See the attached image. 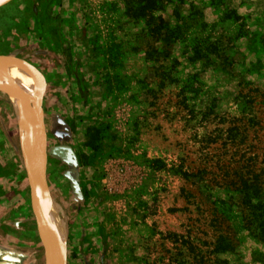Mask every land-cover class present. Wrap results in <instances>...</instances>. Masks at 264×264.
I'll use <instances>...</instances> for the list:
<instances>
[{"label": "rangeland", "instance_id": "obj_1", "mask_svg": "<svg viewBox=\"0 0 264 264\" xmlns=\"http://www.w3.org/2000/svg\"><path fill=\"white\" fill-rule=\"evenodd\" d=\"M258 28L264 0L1 6L0 59L17 67L0 69L36 89L23 101L41 111L44 160L24 144L22 99L0 89V251L47 263L40 186L60 212L65 264H264L239 191L242 176L264 178V69L244 36ZM218 40L220 60H194Z\"/></svg>", "mask_w": 264, "mask_h": 264}, {"label": "bare ground", "instance_id": "obj_2", "mask_svg": "<svg viewBox=\"0 0 264 264\" xmlns=\"http://www.w3.org/2000/svg\"><path fill=\"white\" fill-rule=\"evenodd\" d=\"M0 89L9 91L13 100L16 102L18 96H22L23 100L30 99L32 93L31 86L26 84L19 78L8 74L5 70L0 69ZM37 97V94L34 93ZM21 98V99H22ZM22 100V101H23ZM26 101L17 104V112L21 121V131L24 144L28 147L27 150L31 152V157L33 163L38 165V152L40 149V144L42 143V118L40 111L33 106L26 105ZM35 101V100H34ZM17 103V102H16ZM36 103V102H35ZM35 105V104H34ZM44 160V148L41 146L40 153V165L43 167ZM36 168H31L32 177L34 183L36 182ZM38 196L39 206L37 208L39 216L44 221V232L47 241L51 245L50 255L48 256V261L46 264H65V254H66V239L64 231L62 229V220L60 212L55 206L56 204L52 202L46 203V195L43 194V189L39 186L36 189ZM60 209V208H59ZM52 256L54 261L51 260ZM62 256V257H61ZM63 258V259H62Z\"/></svg>", "mask_w": 264, "mask_h": 264}, {"label": "trees", "instance_id": "obj_3", "mask_svg": "<svg viewBox=\"0 0 264 264\" xmlns=\"http://www.w3.org/2000/svg\"><path fill=\"white\" fill-rule=\"evenodd\" d=\"M154 2V1H153ZM156 10L160 11L163 10L161 3H156ZM234 20L238 22V16L234 17ZM243 28L244 25H241ZM246 32V38H249L250 45H249V52L252 53L255 56L256 61L251 63V67H261L264 69V29L258 28L255 32ZM240 39H243L242 36L239 37ZM221 47V41L218 40L215 43L210 44L209 47H207V53L201 57L199 54L200 52L195 51L197 56L193 57L194 60L199 59H205L207 61H213V57L220 60L221 55L219 53V49ZM261 55H263V58H261ZM259 68V69H261ZM88 143L93 146V149H99V145L95 141V136H90ZM250 173L251 176L250 179H245L244 176H242L241 181V187L239 189L240 191V201L244 209L248 212V215L250 216L249 219V230L252 231V234L257 237L260 242L264 245V178L260 174H254ZM253 176V177H252ZM215 217L221 221V217H224V219H228V216L225 217V215L221 214V207H218L213 211ZM218 223H220L218 221ZM256 225V226H254ZM221 245L224 246L221 249ZM227 246L231 245H223V241L221 240V237L217 240V248L215 249V253L221 254V250L225 251L226 248H230Z\"/></svg>", "mask_w": 264, "mask_h": 264}, {"label": "water", "instance_id": "obj_4", "mask_svg": "<svg viewBox=\"0 0 264 264\" xmlns=\"http://www.w3.org/2000/svg\"><path fill=\"white\" fill-rule=\"evenodd\" d=\"M10 0H0V7L1 6H3V5H5L6 3H8ZM0 65H9V66H15V67H17L16 65H14V64H12V63H10V62H8V61H6V60H3V59H0ZM31 90H32V94L33 95H35L34 93H36L35 92V87H34V85L33 86H31ZM20 96V95H19ZM34 97H36V96H34ZM20 98H22V96H20ZM22 100H23V98H22ZM37 109L40 111V109L37 107ZM40 115H41V111H40ZM41 118H42V116H41ZM42 127H43V123H42ZM30 159V158H29ZM29 165H30V167H32V160L30 159V161H29ZM34 192V191H33ZM34 194H35V192H34ZM38 206H39V204H37L36 206H35V212H36V215H37V218H38V220L40 221V223H41V233L43 232V230H42V227H43V225L45 224L44 223V221H43V219H41L40 218V216L37 214V208H38ZM42 237H43V235H42ZM43 241H44V243H45V245H46V247H47V255H48V246H47V243H46V238H44L43 237ZM0 264H14L15 263V261H17L15 258H13L11 255H9V254H3L1 251H0ZM51 260L52 261H54V257L52 256V258H51Z\"/></svg>", "mask_w": 264, "mask_h": 264}, {"label": "crops", "instance_id": "obj_5", "mask_svg": "<svg viewBox=\"0 0 264 264\" xmlns=\"http://www.w3.org/2000/svg\"><path fill=\"white\" fill-rule=\"evenodd\" d=\"M57 149H59V156H61V158L66 156L67 152L65 151V149H68L67 146L60 145L59 147H57Z\"/></svg>", "mask_w": 264, "mask_h": 264}]
</instances>
